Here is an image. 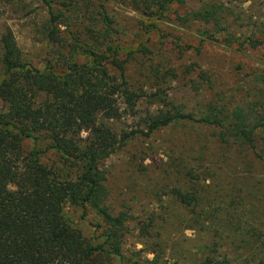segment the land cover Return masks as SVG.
I'll use <instances>...</instances> for the list:
<instances>
[{
    "label": "trees",
    "instance_id": "1",
    "mask_svg": "<svg viewBox=\"0 0 264 264\" xmlns=\"http://www.w3.org/2000/svg\"><path fill=\"white\" fill-rule=\"evenodd\" d=\"M240 1L197 0L194 9L179 15L176 8L184 0H0V264H124L127 257L120 248L130 217L110 213L103 163L132 135L148 136L180 122L213 128L208 142L218 149L217 154L205 144L191 148L192 162L188 154L170 166L180 183L170 195L184 210L187 227L208 235L194 264H230L223 243L232 239L231 252L247 254L241 264H264V181L254 180L256 194L250 197L255 203L243 202L249 197L247 182L264 169V98L237 101L234 94L222 93L207 98L206 88L192 82V90L206 97L193 115L167 100L165 85L177 78L174 68L151 63L145 74L153 91L144 92L129 79L128 63L137 54L147 57L150 50L144 43L132 50L122 47L116 14L108 8L112 2L132 13L145 43L172 13L180 25L197 23L206 28L201 32L206 39L231 47L235 43L236 51L244 52L241 44L255 48L260 42L231 34L233 16L243 14L234 6ZM38 8L43 18L32 29L47 48L40 70L26 62L1 21L18 13L25 18ZM259 34L264 36V25ZM202 75L200 81L212 82L210 74ZM119 99L130 111L142 99L153 106L143 119L145 132L116 133L107 124ZM22 140L33 141L34 148L25 153ZM42 142L46 148L35 149ZM199 142L196 137L194 144ZM47 152L58 158L54 169L40 163ZM229 155L242 185L224 205L214 202L193 165L224 164ZM65 205L79 207L82 216L86 207L93 211L103 224V240L93 244L83 238L64 216ZM146 219L139 228L140 251L151 255L147 264H166L159 232L150 233L161 218L151 214ZM137 258L131 256L133 264H140Z\"/></svg>",
    "mask_w": 264,
    "mask_h": 264
},
{
    "label": "rangeland",
    "instance_id": "2",
    "mask_svg": "<svg viewBox=\"0 0 264 264\" xmlns=\"http://www.w3.org/2000/svg\"><path fill=\"white\" fill-rule=\"evenodd\" d=\"M90 1L97 2V0ZM184 1V5L176 8V13L179 15L194 9L197 4V0ZM234 6L236 10L242 11L243 18L233 16L231 34L238 36V40L251 35L260 42L258 47L250 48L243 43L241 48L246 50L237 52L235 43L231 47L221 41H210L201 34L205 27L197 23L180 25L174 21L172 13L168 14V20L159 23L157 31L152 32L150 40L145 43V37L139 35L141 32H137V28L132 23L133 14L110 2L108 8L116 14L117 28L121 33L118 39L120 45L132 50L138 44L144 43L150 50L147 57L137 54L129 61L127 74L131 82L136 80L138 82L136 86L142 87L144 92H152L151 83L146 80L147 64L172 66L177 78L174 81H167L165 85L169 87L166 91L167 100L173 105L182 106L183 111L193 115L206 97L192 90V82L201 83L198 84L199 89L206 88L207 98L216 93L227 96L234 94L233 97L237 101L252 100L254 99L252 95H255V98L257 95L264 98V36L259 34V30L264 25V0H241L239 3H234ZM39 9L36 10V14H30L22 19L20 16L23 13H18L7 15V18L1 21H5L12 31L15 43L26 62L40 70L47 48L32 29V26L39 24L43 18L42 10ZM185 71L191 73L185 74ZM202 72L210 74L212 82L200 81ZM207 85L211 87L208 88ZM236 87L241 89L233 93L232 90ZM116 107L115 117L107 122L114 132L128 133L131 130L145 132L143 119L154 109L153 106L147 105L145 99L138 102L133 107V111H130L129 105L122 99L118 100ZM212 134H215L213 128L180 122L148 136L142 133L132 135L104 161L105 186L108 191L106 201L109 211L111 214L124 212L130 217L120 248L122 255L128 259L124 264H133L132 255H137L140 264H147L151 260L150 254L140 251L143 239L139 230L141 224L146 223V218L151 214L161 218L156 221V226L153 223L150 233L153 235V232H159L158 237L164 242L166 264H174V262L194 264L199 259L202 245L207 242L208 235L205 230L187 227L184 210L170 195V189L178 183L173 179L170 166L173 159L184 158L188 154V159L192 162L194 155H190L191 148L203 144L210 152L218 154L216 146L208 142L212 140ZM196 137L200 138L198 145L194 144ZM32 148H34L33 141H21V149L25 153ZM44 148H46L44 142L35 146V149L39 150ZM233 158L234 156L229 155V159L224 164L216 163V166L209 163L205 165L202 163L201 166L193 165L200 176L199 181L204 179L201 183L209 187V195L213 197L215 203L225 202L224 205H227L231 197H234L233 193L242 185L240 179L236 177L239 173L234 174L231 169ZM39 160L47 168L57 167L58 158L52 152L43 154ZM206 169H209L210 173ZM210 175L213 176L212 179L209 178ZM225 175L229 178H225ZM254 177L247 182L249 188L245 193L249 197H244L243 202L255 203L254 180L264 181V169L256 172ZM251 195L253 198L250 197ZM63 212L71 225L88 242L95 244L103 240L101 237L103 224L89 208H85L84 216L81 215L79 207L70 205H65ZM159 226L161 228L158 229ZM235 244L233 239L225 241L223 254L227 256L230 264H241L242 257L247 254L232 253L230 245L235 246Z\"/></svg>",
    "mask_w": 264,
    "mask_h": 264
}]
</instances>
